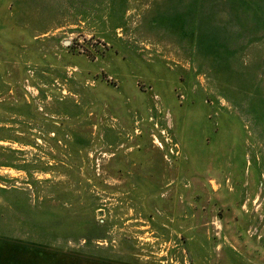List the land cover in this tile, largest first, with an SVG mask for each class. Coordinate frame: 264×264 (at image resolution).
Listing matches in <instances>:
<instances>
[{
    "label": "rangeland",
    "instance_id": "374dc122",
    "mask_svg": "<svg viewBox=\"0 0 264 264\" xmlns=\"http://www.w3.org/2000/svg\"><path fill=\"white\" fill-rule=\"evenodd\" d=\"M0 264H264V0H0Z\"/></svg>",
    "mask_w": 264,
    "mask_h": 264
}]
</instances>
